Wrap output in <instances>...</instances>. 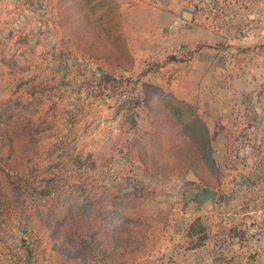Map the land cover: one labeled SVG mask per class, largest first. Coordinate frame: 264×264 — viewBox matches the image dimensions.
Returning <instances> with one entry per match:
<instances>
[{
    "label": "rangeland",
    "instance_id": "rangeland-1",
    "mask_svg": "<svg viewBox=\"0 0 264 264\" xmlns=\"http://www.w3.org/2000/svg\"><path fill=\"white\" fill-rule=\"evenodd\" d=\"M39 1L0 0V168L17 188L0 177V264H264V131L252 128V104L227 101L230 129L211 136L220 185L209 188L155 137L143 103V85H158L171 62L170 85L173 61H189L190 49L120 74L81 60L51 25L49 44L30 19ZM242 1L182 9L214 21L199 27L229 32L205 45L227 50L215 59L226 70L237 62L232 2ZM207 190L217 197L199 204Z\"/></svg>",
    "mask_w": 264,
    "mask_h": 264
},
{
    "label": "crops",
    "instance_id": "crops-1",
    "mask_svg": "<svg viewBox=\"0 0 264 264\" xmlns=\"http://www.w3.org/2000/svg\"><path fill=\"white\" fill-rule=\"evenodd\" d=\"M47 1L38 2L41 6L39 10H36L37 6L29 8L30 19L41 21L47 34L51 25V28L58 31L60 38L63 36L68 43V34L58 25L56 0L48 1L53 8L51 13L47 10ZM117 2L121 9L124 35L135 58L136 66L139 65L140 70H143L144 64L145 66L149 64L150 57L161 58L165 53L164 50L181 45L184 51L185 48L190 49L189 61H173L174 76L166 79L171 84L162 82L165 78L163 73L170 68L171 62L167 65L162 64L163 73L157 79L160 80L157 84L172 92L177 98L195 106L206 122L212 137L227 134L230 129L232 115L227 101L231 98L234 103L241 106L243 102L244 104L247 101L250 102L251 115L257 122V124L252 123L254 124L252 128L259 132L264 131V35L260 28V24L263 23L260 20L264 15V2L252 0H245L240 4L232 2V7L236 10L235 20L238 29L236 35L238 36L233 42L235 47L230 51L235 52L237 62L227 70L225 65H218L215 60L218 54L227 53V50L207 49L205 45L211 46L212 42L225 40L218 35H229V32H215L213 28L210 30L203 26L199 27L197 26L199 18L208 26L214 21L211 17L201 18L193 12L182 10L202 6L206 0H117ZM17 5L22 6L20 3ZM20 20L25 18L20 15ZM48 35L50 36L49 44L53 43L52 34ZM69 45L72 46L70 42ZM195 45H201L200 50H197ZM80 58L84 60L81 54ZM136 66L134 72L137 69ZM224 70L228 74L225 75ZM116 71L119 70L116 69ZM119 72L120 74L132 73L122 70ZM240 114L245 118L242 123H246L247 116H244L242 112ZM213 148L214 150L217 148L216 142L213 143Z\"/></svg>",
    "mask_w": 264,
    "mask_h": 264
},
{
    "label": "trees",
    "instance_id": "trees-1",
    "mask_svg": "<svg viewBox=\"0 0 264 264\" xmlns=\"http://www.w3.org/2000/svg\"><path fill=\"white\" fill-rule=\"evenodd\" d=\"M56 7L59 27L70 35L83 57L125 72L133 70L135 58L123 32L117 0H56ZM86 35H91V39H86ZM93 47L106 49L94 51ZM143 89V103L155 137L167 141L172 156L205 186L216 189L220 185V170L209 128L197 108L162 86L145 83ZM0 177L17 191L10 175L1 168ZM4 205L0 198V208Z\"/></svg>",
    "mask_w": 264,
    "mask_h": 264
},
{
    "label": "water",
    "instance_id": "water-1",
    "mask_svg": "<svg viewBox=\"0 0 264 264\" xmlns=\"http://www.w3.org/2000/svg\"><path fill=\"white\" fill-rule=\"evenodd\" d=\"M186 15H190L186 13ZM217 197V192L213 190H207L205 193H199L197 195V202L199 204H205L207 202L213 201Z\"/></svg>",
    "mask_w": 264,
    "mask_h": 264
}]
</instances>
